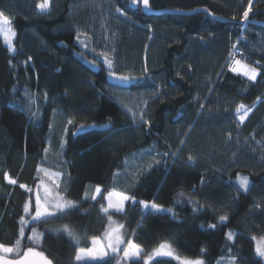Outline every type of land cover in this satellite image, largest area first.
<instances>
[{
  "label": "trees",
  "instance_id": "trees-1",
  "mask_svg": "<svg viewBox=\"0 0 264 264\" xmlns=\"http://www.w3.org/2000/svg\"><path fill=\"white\" fill-rule=\"evenodd\" d=\"M39 2L0 0L16 33L12 53L0 39V244L20 240L19 254L5 258L32 248L51 264H179L175 256L149 258L167 242L177 257L203 264H228L231 257L235 264H264L255 244L264 234V27L255 22H264V0H252L246 19L249 0H150L154 9L204 7L227 21L203 12L147 15L131 0H51L40 14ZM98 5L121 14L107 59L115 74L133 77L128 83L117 85L105 58L76 32ZM234 43L257 69L255 80L227 69ZM115 86L143 96L139 118L115 98ZM256 101L239 124L235 106ZM56 144L63 150L53 158ZM44 166L59 173L58 196L75 204L30 220ZM238 174L248 177L247 190ZM88 185L100 187L95 199L92 186L84 196ZM113 190L135 202L104 212ZM140 201L166 210L144 209ZM108 215L143 249L141 257L77 261ZM33 229L36 240L28 238Z\"/></svg>",
  "mask_w": 264,
  "mask_h": 264
},
{
  "label": "snow or ice",
  "instance_id": "snow-or-ice-1",
  "mask_svg": "<svg viewBox=\"0 0 264 264\" xmlns=\"http://www.w3.org/2000/svg\"><path fill=\"white\" fill-rule=\"evenodd\" d=\"M131 3L133 5H143V7L145 9L150 8V0H131ZM251 4H252V0H249V7L246 8V10L244 11L243 17H242L243 19H246L248 17L249 11L251 10ZM49 7H50V0H42V2L36 4V8L40 14H43L46 11H48ZM117 11H120V10L117 9ZM15 36H16V33L12 30L8 17H6L3 14V12H0V38L3 39V42L7 46L9 52H13L15 50L13 47V40H14ZM105 63L107 64L108 68L110 69L109 76H115V73L113 71H111V69L113 67L112 61L108 60L107 57H105ZM235 63L239 66V68H232V71L236 72V71L242 70L243 75L247 76L249 80H255L256 79L257 70L255 68L249 67L246 64H242V62L239 60L235 61ZM116 78L120 79V80H128L129 79L128 76H119ZM250 111H251V108H246V106L243 104H239L236 108V112L238 114L243 112V115L239 116V119L241 121H243L245 119V117L248 115V112H250ZM69 123H71V120L69 121ZM191 159H192V157H189V160H191ZM5 179H9L7 173L5 174ZM9 182L15 183L14 180H10V179H9ZM237 182H238L239 187L241 189L247 190V188L249 186L248 177L240 176L238 174L237 175ZM21 187L23 188L25 186L21 185ZM100 192H101V189L98 186L96 188V193L99 194ZM181 195H183V193H181ZM95 198H96V196L94 195L93 199H95ZM104 198L108 201V207L102 208V210L106 213H107L109 208H114L118 212L123 211L125 201L133 200V202H135L133 197H130L128 195H125L124 193L115 192V191L109 192L107 194V196H105ZM140 203L144 208L149 207V205L144 201H140ZM71 205H72L71 201H67L63 204L56 203L55 208L58 210H63L67 207H70ZM150 207L152 209L157 210V211L161 210L159 205H156L155 203H152ZM24 211H25V213L29 212V205L27 203L24 206ZM47 214H49L48 208H47V206H44V207L41 206L40 198L38 196L37 201H36L35 214L32 216V219L33 220H39L41 217H43ZM226 219H227L226 216L220 217L221 221H224ZM109 220L111 222V217H109ZM21 223L27 224L28 221H26L24 219V217L22 216L21 217ZM122 227H123L122 225L117 226L116 228H111L110 231L105 232V238L108 240V247L111 249L112 252H117L119 246L124 243L123 237L120 233V228H122ZM210 227H215V225H210ZM32 231H33V235L28 237V238L30 240L38 239L39 234L36 232V229H33ZM64 231L67 232L68 235L71 236L73 240H76L78 242V237H76L75 234L67 226H64ZM233 235H234L233 233H228L227 239L232 240ZM20 236L21 237L24 236V228L23 227L20 229ZM19 243H20V240L18 239L16 241V245H14L12 247H7V246H4L3 244H0V264H51V261L47 260L44 257L43 253L35 252L32 248H28L27 251L24 252L23 258H21L19 260L5 259L4 254H11V253L18 252ZM92 243H93V248L88 249L87 252H85L84 249H79L77 251L76 257H75L77 261H80L85 256H90L92 258H101V259L103 258V255H105V253L100 251V249L103 248V245H99V248H98L97 245L99 244V242L97 241L96 238H93ZM141 252H142V249L139 247V245H136L132 240L127 241V247L124 249V257L125 258H132V257L138 256ZM94 253L96 255H93ZM256 254L258 257L264 258V240H260L257 242ZM148 255H149L150 259L155 257V256H174L175 255V249L172 248L170 243L163 242L156 249H154L152 253H150ZM235 259H236L235 257H231L228 260V264H235ZM146 264H148L147 261H146ZM182 264H203V261L200 259H196V260L184 259ZM218 264H220L219 261H218Z\"/></svg>",
  "mask_w": 264,
  "mask_h": 264
},
{
  "label": "rangeland",
  "instance_id": "rangeland-1",
  "mask_svg": "<svg viewBox=\"0 0 264 264\" xmlns=\"http://www.w3.org/2000/svg\"><path fill=\"white\" fill-rule=\"evenodd\" d=\"M40 2H42V0H40ZM93 9H94L93 11L92 10L88 11L89 12L88 13L89 17L87 18L85 23L83 25H81L80 23H77V25H75V28H76V32L78 33V35H80L82 38H84L85 41H88L90 43V47L93 49V51L97 55H99V57L104 59L105 57H109V56L112 55L113 45L115 43V38L117 37V31L115 30L114 22L116 20H118L116 16L117 15L121 16V14L119 12L115 13L111 9H107V7L105 8L103 5H100V6L98 5L96 8H93ZM11 28H12V26H11ZM12 30H13V28H12ZM0 39L3 42V39L2 38H0ZM262 39L264 41V36H263ZM3 44L5 45L4 42H3ZM13 47H14V45H13ZM261 47L264 49V42L261 44ZM234 73L239 74L237 71L234 72ZM119 76H128L129 79L128 80L117 79L116 77H119ZM111 77H112V79L114 81H117L116 82V83H118L117 85H122L124 83H128L129 81L133 80V77H131L129 75H125V74H115V76H111ZM113 89H114L113 93L115 94L114 95L115 98L118 99L119 102H121V104L125 108V110L128 111L129 114L134 119L136 117L139 118L140 117L139 113H141L142 106L144 105L143 96H141V94H128L126 89H124V88L122 89V88H119V87H116V86ZM256 104H257V101L254 104H252L251 106H247V105H245V106H246V108H251V111H252ZM238 105L239 104H237L235 106V108L233 110V115H234L236 121L239 124H241L246 119V117L248 115L245 117V119L243 121H241L239 119V116L243 115V112H241L239 114L236 112V108H237ZM250 112H248V114ZM52 119L54 120V118H52ZM84 128H85L84 125H80V126L77 127L75 132L81 131ZM59 138H61V136H59ZM63 143L65 144V139H64V141H62V145H63ZM54 149H55V151H54V155L52 157L56 158L57 155H61V152H62L61 150H63V149H62L61 145H58V144H56V147ZM58 179H59V173H57L56 171H54L53 169H50L48 167H45V166L41 167V169H40V179L37 181V183H36V185L34 187L33 213H32V215L30 217V220H33L32 216L35 214L36 201H37V197L38 196L40 198L41 206L42 207L47 206V208H48L49 214H47V215L55 214L57 212L62 211V210H58V209L55 208V204L56 203L63 204L65 202H67V201H71V200H67V199H64V198L58 196V194H57V192L55 190V186L58 183ZM91 186L92 185H88L86 187L85 192H84V196L87 195L86 193L91 191V190H89V187H91ZM92 187H94V189L92 188L93 192H94L92 197L94 195L98 196V194L96 193V188L98 186H92ZM113 191L119 192V191H116V190H113ZM110 192H112V191H110ZM120 193H122V192H120ZM107 194H106V196H107ZM125 195H127V194H125ZM71 202H72V205L75 204L74 201H71ZM124 206H125V203H124ZM149 206H151V205H149ZM107 207H108V201L105 199V204H104L103 208H107ZM159 207L161 209L160 211H165L166 210V208L164 206L159 205ZM142 208H144V207L142 206ZM109 209L116 210L114 208H109ZM144 209H146V208H144ZM152 210L157 211L155 209H152ZM109 217H111V216L108 215L107 222L105 223V226H104V229H103L101 235L98 236V237H94L99 242L97 247L99 248V245H103V248L100 249V251L105 253V255H103V258H105L107 255H109L111 253H119L122 257H124V249L127 247V241L128 240L125 237V231H124L123 227L120 228V233H121V235L123 237L124 243L119 246L117 252H112L111 249L108 247V240L105 238V232L106 231H110L111 228H116L117 226H121V225L123 226L122 223H119L113 217H111V222H110ZM64 226H67L75 234V236L77 237L76 233L68 225H63V229H64ZM63 232L67 236H69L68 233L65 232L64 230H63ZM69 237L72 238L71 236H69ZM260 240H264V234H262V235H260V236L255 238V244L257 245V242L260 241ZM92 241H93V238L90 240V246L88 248H82V249L85 250V252H87L88 249L93 248ZM142 251H143V249H142ZM17 254H19V249H18V252L11 253V254H5V255L15 256ZM141 254H142V252L138 256H135V257H132V258H125V257L124 258L128 259V260L129 259H136V258L141 257ZM93 255H96V254L94 253ZM174 256L176 257V259H177L179 264H182L184 259H190V258L177 257L176 254ZM98 259H101V258H92L90 256H85L80 261H92V260H98ZM190 260H196V259H190Z\"/></svg>",
  "mask_w": 264,
  "mask_h": 264
},
{
  "label": "water",
  "instance_id": "water-1",
  "mask_svg": "<svg viewBox=\"0 0 264 264\" xmlns=\"http://www.w3.org/2000/svg\"><path fill=\"white\" fill-rule=\"evenodd\" d=\"M143 11L145 14L149 15V14H160V13H177V14H191V13H194V12H203V13H206L211 19H215V20H220V21H227L228 19L227 18H224L222 16H219V15H216L214 13H211L210 11H208L206 8L204 7H195V8H192V9H175V8H165V9H154L152 7L148 8V9H145L143 7V5H141ZM257 24L261 25L264 27V22L262 21H255ZM241 23H244V20L241 21ZM23 258L22 257H19V258H16V259H9V260H19ZM7 259V258H5Z\"/></svg>",
  "mask_w": 264,
  "mask_h": 264
},
{
  "label": "built area",
  "instance_id": "built-area-1",
  "mask_svg": "<svg viewBox=\"0 0 264 264\" xmlns=\"http://www.w3.org/2000/svg\"><path fill=\"white\" fill-rule=\"evenodd\" d=\"M241 61L242 64H246L244 56L242 55V51L240 49V47L237 45V43H234L233 47L231 48V51L227 57V67L232 70V68H238V65L235 63V61ZM249 67H251L250 65H248ZM240 74L246 78H248L247 76L243 75L242 70H240Z\"/></svg>",
  "mask_w": 264,
  "mask_h": 264
}]
</instances>
